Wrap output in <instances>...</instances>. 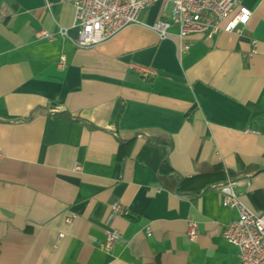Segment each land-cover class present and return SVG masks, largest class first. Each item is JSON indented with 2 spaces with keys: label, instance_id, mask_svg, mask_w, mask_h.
<instances>
[{
  "label": "crops",
  "instance_id": "obj_1",
  "mask_svg": "<svg viewBox=\"0 0 264 264\" xmlns=\"http://www.w3.org/2000/svg\"><path fill=\"white\" fill-rule=\"evenodd\" d=\"M74 1L0 0V264H240L219 187L264 212V0L238 33L183 39L148 28L158 1L84 49Z\"/></svg>",
  "mask_w": 264,
  "mask_h": 264
},
{
  "label": "built area",
  "instance_id": "obj_2",
  "mask_svg": "<svg viewBox=\"0 0 264 264\" xmlns=\"http://www.w3.org/2000/svg\"><path fill=\"white\" fill-rule=\"evenodd\" d=\"M158 1L171 7L168 19H158L148 26L160 39L171 37L172 27H177V37L181 39L191 34L212 37L221 32L238 33L251 17V12L241 6V0H75L74 24L78 28V36L74 45L90 48L111 39L126 27L143 26L141 14ZM37 38L53 40L54 36L40 31ZM65 64L66 59L62 55L57 68L63 70ZM135 69L143 76L154 75L145 68ZM74 170L81 172V167L75 165ZM219 192L222 206L238 211V218L223 227L222 238L238 249L240 264H264V212L256 214L247 209L235 194L234 183L220 186ZM111 212L112 215H128V211L118 204L111 206ZM73 219L69 216L65 223L70 225ZM186 235L190 240L196 237V222H188ZM63 237L64 234L59 233L56 243ZM120 239L117 230H107L102 249L109 252Z\"/></svg>",
  "mask_w": 264,
  "mask_h": 264
}]
</instances>
